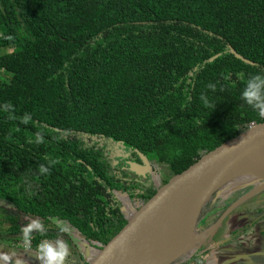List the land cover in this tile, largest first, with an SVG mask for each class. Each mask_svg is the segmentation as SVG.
<instances>
[{"label":"trees","instance_id":"1","mask_svg":"<svg viewBox=\"0 0 264 264\" xmlns=\"http://www.w3.org/2000/svg\"><path fill=\"white\" fill-rule=\"evenodd\" d=\"M0 50V241L37 253L51 218L100 249L127 220L116 192L134 209L155 193L117 144L163 184L264 121L241 97L252 76L264 91V0H0Z\"/></svg>","mask_w":264,"mask_h":264},{"label":"water","instance_id":"2","mask_svg":"<svg viewBox=\"0 0 264 264\" xmlns=\"http://www.w3.org/2000/svg\"><path fill=\"white\" fill-rule=\"evenodd\" d=\"M138 155L142 163L125 160V165L128 171L142 175L139 171L144 170V164L148 161L141 153ZM263 159L264 121L251 122L243 131L206 151L182 171L170 176L134 210L126 223L86 264H171L180 256L167 260L176 227L185 223L187 227L191 226L192 231L201 208L221 186L241 175L253 173L250 167ZM262 190L264 183L235 200L206 230L200 242L208 237L231 209ZM0 264H8L1 252Z\"/></svg>","mask_w":264,"mask_h":264},{"label":"rangeland","instance_id":"3","mask_svg":"<svg viewBox=\"0 0 264 264\" xmlns=\"http://www.w3.org/2000/svg\"><path fill=\"white\" fill-rule=\"evenodd\" d=\"M2 52L0 50V53ZM113 150L114 156H118L117 158L121 159L128 153V149L124 146H119V144L114 146ZM152 166V179L154 180L155 187L158 188L161 185L159 177L165 173L166 167L156 164H152ZM263 183L264 170L241 175L221 186L200 210L199 218L190 233V239L195 243L193 244L194 246H191L190 250L180 255L171 264H182L185 260H190L195 253L196 255L208 254L204 264H264V190L247 199L238 207L231 209L228 213V215L231 213L230 216H226L228 217L227 221L224 218L226 221L224 222L225 225L228 224V230L240 229L237 237L234 238L232 233L228 235L229 231L226 227L220 225L212 233V239L217 241L223 238L225 234L227 237L217 242V246H213L215 242L212 241L206 242L205 240L203 243L200 242L206 230L240 197L235 198L238 194L242 192L246 193ZM116 196L122 202V211L125 217H130L135 210L132 203L128 200L126 194L116 192ZM0 206L8 207L9 212H16L14 211L15 208L5 201L0 200ZM235 209H239L240 211H236ZM20 219L24 228L41 230L42 223L38 218L21 214ZM47 227H53V230L61 228L59 231L61 236L56 239L57 247L55 246V249H59L60 245H64L65 247L63 248V258L59 259L57 264H76L80 261L83 262V260L87 262L97 253L94 243L85 240L65 220L51 218ZM187 229H191V226L187 227ZM210 244L212 246L208 247ZM0 252H3L4 256L8 259V264L11 261L22 264L21 260L23 264H49V257L51 256L44 253H35L27 246H19L18 244L1 241Z\"/></svg>","mask_w":264,"mask_h":264},{"label":"flooded vegetation","instance_id":"4","mask_svg":"<svg viewBox=\"0 0 264 264\" xmlns=\"http://www.w3.org/2000/svg\"><path fill=\"white\" fill-rule=\"evenodd\" d=\"M120 146V145H119ZM117 153V152H116ZM119 153V152H118ZM138 154V153H137ZM139 156V155H138ZM118 156H114L113 155V163H114V166L115 167H117V166H119L121 169L122 168H124V169H126L127 170V166L125 165V160H127V161H135V162H138V163H142L141 161H140V158H139V161L138 160H136L133 156H131L130 155V151H129V149H128V153L121 159V158H117ZM117 158V159H116ZM121 163H123V164H121ZM152 168H153V166H152V163L151 162H149L148 161V163L147 164H144V170L143 171H139V173L141 174L142 173V175H137V174H134V173H132V172H130V171H128V172H130L133 176H134V180H136V181H139V182H141V183H143L144 185H146L147 183H148V181H150L154 186H155V184H154V180L152 179V175H151V171H152ZM244 192H242V193H240V194H238L235 198H238L239 196H241L242 194H243ZM257 194V193H256ZM255 195V194H254ZM253 195V196H254ZM253 196H250V197H248L247 199H250L251 197H253ZM118 198V197H117ZM247 199H245L244 201H246ZM244 201H242L241 203H239L236 207H238L239 205H241ZM132 206H133V208L135 207V204L134 203H132ZM229 213V212H228ZM228 213L223 217V219L220 221V223L216 226V228L208 235V237L205 239L206 240V242H209V241H212V242H215L214 244H213V246H217L218 244H216L217 242H219V241H222L223 239H225L226 237H227V235L225 234V236H223V238H221V239H218L217 241H214L213 239H212V236H213V234L212 233H214L215 231H216V229L220 226V225H223L224 227H226V225H225V221L223 222V220H224V218L228 215ZM124 214V213H123ZM125 216V215H124ZM264 223V222H263ZM227 228V227H226ZM235 229H239V228H235ZM234 229V230H235ZM228 230V229H227ZM234 230H231V231H229V234L228 235H231V233H232V231H234ZM238 236V234L237 235H234V238L235 237H237ZM229 238H230V236H229ZM204 240V241H205ZM67 241H69V240H67ZM203 243V242H202ZM212 245L210 244L208 247H211ZM206 247H207V245H206ZM205 247V248H206ZM196 255V253L195 254H193V257H191V259L190 260H185V262H187V263H189V262H191L192 260H193V258H194V256ZM207 256H208V254L207 253H203V254H201V255H196V257H198V258H200V259H202L201 260V264H204V261H205V259L207 258ZM203 257V258H202ZM184 262V263H185ZM183 264V263H182Z\"/></svg>","mask_w":264,"mask_h":264},{"label":"clouds","instance_id":"5","mask_svg":"<svg viewBox=\"0 0 264 264\" xmlns=\"http://www.w3.org/2000/svg\"><path fill=\"white\" fill-rule=\"evenodd\" d=\"M261 83L262 81L258 75L250 77L245 89L241 93V97L247 104L257 109L260 115H264V91L260 88ZM41 171H44V169L41 168ZM42 247L50 249L48 245H42ZM64 247V245H60L59 249H50L52 255L49 257V264H57V261L63 258Z\"/></svg>","mask_w":264,"mask_h":264},{"label":"bare ground","instance_id":"6","mask_svg":"<svg viewBox=\"0 0 264 264\" xmlns=\"http://www.w3.org/2000/svg\"><path fill=\"white\" fill-rule=\"evenodd\" d=\"M250 169L255 172V171H263L264 170V159L261 161H257L254 163ZM260 185V184H259ZM191 229H187L186 224L183 223V226H177L173 238H172V245L169 250V255L167 257V260L174 259L178 257L179 255L185 254L188 250H190L191 246H194L189 239V233ZM190 248V249H189ZM177 262V261H176Z\"/></svg>","mask_w":264,"mask_h":264},{"label":"crops","instance_id":"7","mask_svg":"<svg viewBox=\"0 0 264 264\" xmlns=\"http://www.w3.org/2000/svg\"><path fill=\"white\" fill-rule=\"evenodd\" d=\"M236 211H240L239 209H235ZM242 212V211H241ZM244 212V211H243ZM235 213V212H234ZM231 214V213H230ZM230 214L229 215H227V216H230ZM228 217H225V220L227 221L228 219H227ZM225 220H223V222L225 221ZM225 221V222H226ZM226 229H228V224H226ZM234 230V229H233ZM228 231H231V230H228ZM230 248H232V247H230ZM31 250V249H30ZM31 251H33V250H31ZM33 252H35V251H33ZM35 253H37V252H35ZM44 254H46V253H44ZM2 255H3V257L6 259V261H7V263H8V259L4 256V254H3V252H2ZM19 262V261H18ZM21 263L23 264V261L21 260ZM19 264V263H18Z\"/></svg>","mask_w":264,"mask_h":264}]
</instances>
